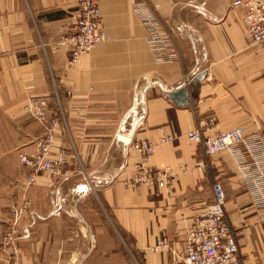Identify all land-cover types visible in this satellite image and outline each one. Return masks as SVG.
I'll return each instance as SVG.
<instances>
[{"label":"crops","instance_id":"1","mask_svg":"<svg viewBox=\"0 0 264 264\" xmlns=\"http://www.w3.org/2000/svg\"><path fill=\"white\" fill-rule=\"evenodd\" d=\"M235 1L99 0L107 40L70 67L61 41L77 0H0V239L11 208L29 203L1 264H180L215 183L242 264H264L252 161L243 152L209 156L188 139L197 129L243 128L264 140V49ZM144 17L174 35L178 58L158 59ZM178 90L186 93L174 101ZM32 98L47 99L59 119L55 152L69 157L61 175L41 174L26 187L19 155L35 153L43 133L24 110ZM139 142L155 148L150 169L177 178L132 188ZM162 238L170 250L152 252Z\"/></svg>","mask_w":264,"mask_h":264},{"label":"built area","instance_id":"2","mask_svg":"<svg viewBox=\"0 0 264 264\" xmlns=\"http://www.w3.org/2000/svg\"><path fill=\"white\" fill-rule=\"evenodd\" d=\"M77 2V10L70 17L69 32L61 41V45L69 49L70 67L76 66L83 55L107 40L106 33L101 28L103 17L99 0H77ZM233 6L245 9V26L253 44L264 48V0H236ZM144 19L151 26L150 44L158 59L165 61L178 58L174 35L151 18L144 17ZM24 110L36 118L43 127V133L37 140L36 152L19 155L21 166L28 170L26 187H30L36 184L41 174L61 175L69 155L64 150L55 152V132L59 126V119L52 112L47 99L32 98ZM188 139L203 144L209 156L222 152H228L233 156L245 153L252 161L250 162L252 168L258 174V178L252 182L256 190L254 196L264 202V140L259 133L247 137L243 128H235L215 136H205L197 129L189 133ZM164 142H171V138H165ZM133 149L141 155V161L135 166L134 178L128 182L132 188L155 186L163 188L168 181L177 178L170 170H153L148 167V160L155 149L149 142L135 143ZM260 187L263 189H258ZM213 192V203L194 219L187 234L180 264H242L236 233L225 213L227 196L223 185L215 183ZM261 207L264 210V205ZM28 208L27 200L11 208L9 215L12 222L0 239V264L6 262V256L10 255V248L17 238L19 224ZM150 250L154 253L168 251L170 243L162 238Z\"/></svg>","mask_w":264,"mask_h":264},{"label":"water","instance_id":"3","mask_svg":"<svg viewBox=\"0 0 264 264\" xmlns=\"http://www.w3.org/2000/svg\"><path fill=\"white\" fill-rule=\"evenodd\" d=\"M185 91L184 90H178L176 93L172 94V99L175 101L177 100V97L181 96V95H185ZM120 141L122 140L123 142L128 143L129 140L127 138H125L123 135H118L117 137Z\"/></svg>","mask_w":264,"mask_h":264},{"label":"rangeland","instance_id":"4","mask_svg":"<svg viewBox=\"0 0 264 264\" xmlns=\"http://www.w3.org/2000/svg\"><path fill=\"white\" fill-rule=\"evenodd\" d=\"M260 47V46H259ZM262 49H264L263 47H261ZM22 204V203H21ZM21 204H19V205H21Z\"/></svg>","mask_w":264,"mask_h":264}]
</instances>
